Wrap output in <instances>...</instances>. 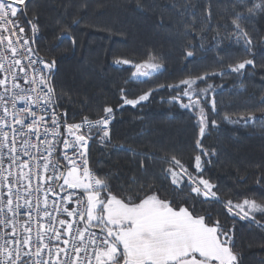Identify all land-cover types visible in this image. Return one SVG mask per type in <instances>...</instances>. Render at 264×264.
Segmentation results:
<instances>
[{
	"label": "trees",
	"instance_id": "16d2710c",
	"mask_svg": "<svg viewBox=\"0 0 264 264\" xmlns=\"http://www.w3.org/2000/svg\"><path fill=\"white\" fill-rule=\"evenodd\" d=\"M260 4L261 0H30L27 18L36 19L39 27L33 48L39 57L56 61L52 86L58 110L73 122L98 118L106 106L114 109L111 144L91 145L89 160L116 192L131 195L141 185H152L182 202L188 190L173 191L163 172L169 167L165 161L175 156L194 171L200 138L196 112L181 106L186 98L172 102L176 92L165 87L135 108L121 107V87L133 98L156 84L175 85L254 58L255 67L246 66L239 74L198 81L200 88L215 86L207 98L215 100L216 112L210 115L217 122L201 138L214 155L202 159L210 160L204 175L218 186L223 199L264 198V184L256 183L264 180V121L245 125L241 119L264 115V11L256 7ZM237 15L243 19L236 22L253 39L252 55L245 53L243 37L236 38ZM64 31L75 44L59 39ZM26 32L32 35L30 28ZM118 58H155L163 70L149 83H140L130 80L131 65L115 63ZM120 145L132 151H116L114 146ZM199 200L197 207L233 228L238 264H264V228L239 217L226 218L222 205H201Z\"/></svg>",
	"mask_w": 264,
	"mask_h": 264
},
{
	"label": "snow or ice",
	"instance_id": "6c2138e0",
	"mask_svg": "<svg viewBox=\"0 0 264 264\" xmlns=\"http://www.w3.org/2000/svg\"><path fill=\"white\" fill-rule=\"evenodd\" d=\"M29 2L0 0V73L6 74L0 78V230H3L0 264H238L233 228L218 215L214 217L197 207V202L203 197L199 200L201 205H222L221 214L226 218L239 217L264 228L261 223L264 198L225 200L218 194V186L205 178V166L210 160L202 157H210L214 152L204 148L201 138L209 125L217 126L210 115L216 112L215 100L207 98L210 90L215 91V86L207 84L200 88L198 81L239 74L246 66L255 67L254 58L230 64L219 72L205 71L189 76L175 85L156 84L133 98L126 88H120L121 107L135 108L148 101L153 92L165 87L176 92L172 102L187 98L181 106L196 112L200 137L196 140L199 153L194 157V171L175 156L165 161L169 167L163 172L174 186L173 191L188 190L182 202L167 198L160 194L162 189L152 185H141L131 195H124L116 192L89 165L90 140L95 139L105 147L111 144L109 124L114 118V109L106 106L98 119L85 117L80 123H69L67 113L58 110L59 104L52 101L55 89L51 84L56 61L33 59L36 50L31 45L35 43L39 27L36 19L27 18ZM256 7L264 11V0ZM253 14V9H249V15ZM240 19L243 17L237 15L233 22L236 38L243 37L244 51L252 55L253 39L236 22ZM26 27L30 28L31 36ZM59 39L75 44L68 31ZM187 55L192 57L193 53ZM37 63L42 67H34ZM115 63L131 65L134 71L130 80L140 83H149V78L163 70V65L155 58L143 62L118 58ZM30 68L33 73H40L39 80L30 76ZM20 81L29 87H24ZM37 84L39 88L35 87ZM241 119L247 125L256 120L264 121V115ZM61 128L63 134L59 131ZM85 128L87 131H81ZM33 138L39 143H33ZM57 143L63 144L62 152L57 153ZM114 147L116 151H132L122 145ZM33 149L41 152L39 158ZM140 166L144 167L143 161ZM14 168L20 171L14 173ZM34 178L38 181L35 187L32 186ZM256 183L264 184V180L258 179ZM49 192L56 193L59 200L53 198L50 203ZM61 192L64 194L60 195ZM34 193H42L43 200L39 195L34 198ZM22 216L27 219L23 221L21 238L17 232L18 217ZM33 223L38 225L35 242ZM33 246L35 251H32Z\"/></svg>",
	"mask_w": 264,
	"mask_h": 264
},
{
	"label": "built area",
	"instance_id": "2783aa9c",
	"mask_svg": "<svg viewBox=\"0 0 264 264\" xmlns=\"http://www.w3.org/2000/svg\"><path fill=\"white\" fill-rule=\"evenodd\" d=\"M31 46L33 47V45H31ZM37 57H39V56L36 54V55L33 56V59H37ZM42 59H43V61L47 62V60H45L44 58H42ZM8 63H11V60H9ZM24 63H27V61L25 60ZM5 66H7V64ZM34 67L40 68V67H42V64L41 63H37ZM16 71L19 72V69H16ZM29 74H30V76H36L37 80H39L40 73H33L32 69L30 68L29 69ZM4 75H6V74L0 73V78H3ZM9 81H10V78H9ZM20 83L26 88L29 87V85L24 84L23 81H20ZM51 84H52V79H51ZM35 87L39 88V85L37 84ZM0 91H2V89H0ZM52 101H53V103H55V96H53ZM19 106H22V105H18V107ZM113 115H114V118L112 119L111 123L109 124L110 134L112 133L113 125H114L115 118H116L115 113H113ZM98 118H94V119H98ZM94 119H90V120H94ZM82 121H83V119L82 120L73 121V122L80 123ZM68 122L72 123V121H68ZM49 126L51 127L50 122H49ZM42 131H43V129L41 128V132ZM59 131L61 132V134H63L64 130H63V128H61V129H59ZM81 131H87V129L85 128V129H82ZM33 143H39V142L36 141L35 138H33ZM89 143H90V145L102 146L101 144L97 143L95 139L90 140ZM17 147H19V144L17 145ZM62 150H63V144L62 143H57V153L62 152ZM33 152L38 158L41 156V152H38L35 149H33ZM43 155H47V153H43ZM22 158L23 159H28V157H26V156H22ZM55 158H56V153L53 154V157H52L53 161H55ZM39 162L42 163L43 161L40 160ZM61 163H63V161H61ZM89 165H90V160H89ZM5 167H7V163H5ZM27 170L28 169H25V171H27ZM19 171L20 170L18 168H14L13 169L14 173H18ZM41 171H42V169H41ZM49 174H51V169H49ZM25 182H27V181H25ZM37 183H38V181L34 178L32 186L35 187ZM63 194H64L63 192L60 193V195H63ZM37 195H39L40 199L43 200V194L42 193L41 194L34 193L33 197L35 198ZM48 196H49V202L50 203H51L53 198H56L57 200H59V197L56 196V193H54V192H49ZM73 206H75V205H73ZM26 219H27V217H24V216L18 217V220L20 221V224L18 225L17 235H20L21 238H22V233H23V221L26 220ZM32 227H33L32 238H33V241L35 242V240H36L35 232H36V229H37L38 225L33 223ZM95 230L98 231V229H95ZM2 234H3V230H0V235H2ZM0 242H2V241H0ZM32 251H35V246H33ZM26 259H28V258H26Z\"/></svg>",
	"mask_w": 264,
	"mask_h": 264
},
{
	"label": "water",
	"instance_id": "95a60500",
	"mask_svg": "<svg viewBox=\"0 0 264 264\" xmlns=\"http://www.w3.org/2000/svg\"><path fill=\"white\" fill-rule=\"evenodd\" d=\"M33 45V47L35 46V43L34 44H32ZM56 64H55V68H54V70H53V74H52V77H51V79H53V76H54V74H55V72H56Z\"/></svg>",
	"mask_w": 264,
	"mask_h": 264
},
{
	"label": "rangeland",
	"instance_id": "374dc122",
	"mask_svg": "<svg viewBox=\"0 0 264 264\" xmlns=\"http://www.w3.org/2000/svg\"><path fill=\"white\" fill-rule=\"evenodd\" d=\"M187 99V98H186ZM234 120H236V118H234Z\"/></svg>",
	"mask_w": 264,
	"mask_h": 264
}]
</instances>
